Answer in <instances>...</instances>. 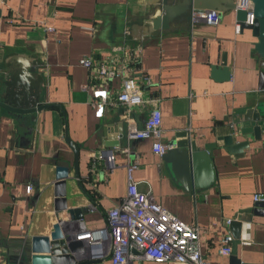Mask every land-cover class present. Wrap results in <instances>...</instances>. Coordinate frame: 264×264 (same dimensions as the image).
Instances as JSON below:
<instances>
[{"label":"crops","instance_id":"obj_1","mask_svg":"<svg viewBox=\"0 0 264 264\" xmlns=\"http://www.w3.org/2000/svg\"><path fill=\"white\" fill-rule=\"evenodd\" d=\"M149 2L0 0V90L19 61H36L40 102L48 105L35 121L0 107V264L9 263L10 249H22L32 236H48L58 218H68L67 211L54 209L57 165L69 170L67 207L86 208L85 226L99 228L106 223L107 210L126 194V164L135 158L139 166L132 178L138 187L151 191L182 221L199 227L201 253L212 264H229V256L219 253V239L228 231L224 220L252 213L254 194L264 195V121L260 140L252 132H240L246 110L259 106L264 114L257 37L247 27L235 32L234 9L220 12L216 26L182 19L166 30H153L147 19ZM124 41L141 47L135 75L140 82L148 76L143 94L159 99L162 141L189 138L199 149L215 144L209 150L214 174L207 185L187 191L162 156L152 153L151 139L129 134L130 128L143 127L153 104L133 107L128 117L119 115L121 106L107 105L101 117L95 116L91 91L82 88L89 83V73L79 61L90 54L104 57ZM223 56L229 79L213 74L212 67L220 65ZM118 125L123 136L110 134L106 139L104 132ZM226 136L234 143L247 142L241 156L225 148ZM67 139L78 147L77 173ZM107 140L118 144L112 148L114 168L108 169L102 159L91 174L92 155L105 149ZM247 232L251 243L238 245V258L264 264V215L252 214Z\"/></svg>","mask_w":264,"mask_h":264},{"label":"built area","instance_id":"obj_2","mask_svg":"<svg viewBox=\"0 0 264 264\" xmlns=\"http://www.w3.org/2000/svg\"><path fill=\"white\" fill-rule=\"evenodd\" d=\"M235 10H245L246 24L253 21L252 2L235 0ZM221 13L218 10H194L191 19L203 20L209 26L219 24ZM92 30V29H91ZM241 30L237 20L235 32ZM104 57L92 54L80 59L81 66L89 73V83L83 85L90 92V104L95 116L101 117L105 106L119 105L124 108L123 116H129L133 107L153 104L141 129L130 128L129 134L136 139H151V151L162 156L174 147L172 142L162 141L161 111L157 97H145L142 83L148 84L149 77L142 76L141 82L135 72L139 69L142 58L140 46H131L127 42L113 45ZM46 73V67L42 68ZM118 82L114 86L113 82ZM124 152L129 154V149ZM105 159L108 169L114 168L113 150L102 149L92 155L89 168L94 173L99 160ZM139 166L137 158L126 164L127 191L106 212L105 225L99 228H87L82 218L66 221L65 231L69 240H79L81 250L74 253L78 261L87 264H145V262L177 264H212L200 250L199 227L188 224L162 207L149 190H141L132 173ZM31 186L27 187V192ZM255 202L264 200V195L256 193ZM61 220L63 218H60ZM233 219H236L233 218ZM231 218L225 219L223 225L228 228ZM63 221V220H62ZM83 225L79 229L77 224ZM76 226V227H75ZM250 222H243L240 242L250 244L247 232ZM233 237L225 233L219 239V253L229 256Z\"/></svg>","mask_w":264,"mask_h":264},{"label":"water","instance_id":"obj_3","mask_svg":"<svg viewBox=\"0 0 264 264\" xmlns=\"http://www.w3.org/2000/svg\"><path fill=\"white\" fill-rule=\"evenodd\" d=\"M252 2V14L254 16L251 24L244 21L247 18L245 10H235V0H150L151 11L148 13V23L153 30H166L173 22L185 19H191V13L194 10H211L219 12L234 9L236 18L241 24V28L252 29L253 35L257 37L254 43V49L260 57L259 66V84L260 90L264 91V0H250ZM14 71L9 74V78L3 82L4 88L0 90V107L17 115H29L30 120H36V114L48 105L40 102L38 92V79L36 78V61L32 65H24L19 61ZM215 78L229 79L230 71L228 69L225 56L222 57V63L212 67ZM8 75V74H5ZM259 109H248L241 115L242 134L253 133L254 139H261V125L264 121V114ZM260 110V111H259ZM124 108L119 110L122 116ZM261 112V113H260ZM110 134L122 137V128L114 127L109 129V134L104 132L106 139ZM179 136L184 137L185 134ZM225 148L234 153L236 157L242 155L243 148L247 147V142L234 143L231 136L223 138ZM74 153V168L77 173L78 147L69 139L66 140ZM174 147L162 155L163 161L169 167L171 173L178 179L183 188L191 191L193 187H203L211 181L213 177V166L209 150L215 146L205 145L199 149L195 141L182 139L174 142ZM112 140L105 141V149H112L117 146ZM240 151V152H238ZM68 167L57 165L54 183V209L56 212L67 211L68 220L82 218L88 210L86 208H69L65 200V179L68 177ZM252 213H241L233 219L228 226V233L232 235L233 241L231 253L229 255V264H251L243 263L237 256L238 245L240 242L241 228L243 222H250L252 214L264 215V200L255 202ZM4 244L0 241V247ZM81 250L79 240H69L62 220L58 218L53 225V229L48 236H32L30 241L26 242L22 249H10L8 254V264H87V261H78L74 253Z\"/></svg>","mask_w":264,"mask_h":264},{"label":"bare ground","instance_id":"obj_4","mask_svg":"<svg viewBox=\"0 0 264 264\" xmlns=\"http://www.w3.org/2000/svg\"><path fill=\"white\" fill-rule=\"evenodd\" d=\"M62 220H63V221H62V227H65L66 224H67L66 221H68V219H67V218H63ZM76 226H77L79 229H82V228H83V226H82L81 224L79 225V223H78ZM76 226H75V227H76Z\"/></svg>","mask_w":264,"mask_h":264},{"label":"rangeland","instance_id":"obj_5","mask_svg":"<svg viewBox=\"0 0 264 264\" xmlns=\"http://www.w3.org/2000/svg\"><path fill=\"white\" fill-rule=\"evenodd\" d=\"M65 229V231L67 230V233H68V228L66 229V228H64Z\"/></svg>","mask_w":264,"mask_h":264}]
</instances>
